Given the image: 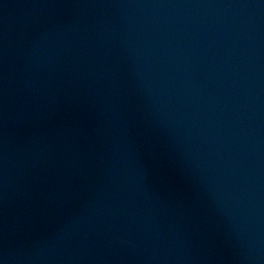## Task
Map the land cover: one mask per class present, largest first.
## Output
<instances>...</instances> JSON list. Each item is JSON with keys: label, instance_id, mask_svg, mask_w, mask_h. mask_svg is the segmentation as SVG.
Returning <instances> with one entry per match:
<instances>
[{"label": "water", "instance_id": "1", "mask_svg": "<svg viewBox=\"0 0 264 264\" xmlns=\"http://www.w3.org/2000/svg\"><path fill=\"white\" fill-rule=\"evenodd\" d=\"M0 264H264V0H0Z\"/></svg>", "mask_w": 264, "mask_h": 264}]
</instances>
